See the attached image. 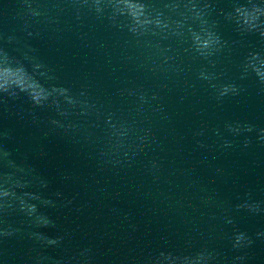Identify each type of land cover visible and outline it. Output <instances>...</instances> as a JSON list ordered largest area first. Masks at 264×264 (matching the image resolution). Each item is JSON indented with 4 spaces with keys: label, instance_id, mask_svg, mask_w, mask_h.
Masks as SVG:
<instances>
[{
    "label": "water",
    "instance_id": "95a60500",
    "mask_svg": "<svg viewBox=\"0 0 264 264\" xmlns=\"http://www.w3.org/2000/svg\"><path fill=\"white\" fill-rule=\"evenodd\" d=\"M245 2L117 0L112 19V9L97 13L77 0H29L31 9L24 0H0V49L29 71L42 64L46 87L67 88L96 105L91 115L77 107L61 117L25 96L0 101V156L9 153L0 158V173L146 218L230 237L244 232L264 243L257 235L264 233V15L255 30L227 15ZM138 5L139 23L128 14H138ZM207 31L220 43L205 56L194 37ZM5 80L38 89L22 70L0 65ZM223 86L238 91L220 97ZM229 125L253 130L233 133ZM242 203L259 211L238 209Z\"/></svg>",
    "mask_w": 264,
    "mask_h": 264
},
{
    "label": "clouds",
    "instance_id": "9594fccd",
    "mask_svg": "<svg viewBox=\"0 0 264 264\" xmlns=\"http://www.w3.org/2000/svg\"><path fill=\"white\" fill-rule=\"evenodd\" d=\"M24 2L28 5L29 9H31L29 0H24ZM77 2L85 5L91 4L97 13H103L105 10L112 9L113 11L110 14V18H116V12L113 6L116 4L117 0H77ZM138 8L140 9L138 14H133L131 11L128 13L137 23L140 22L139 17L143 14L144 6L138 5ZM193 8H195V5H193ZM31 14L33 16H39L40 13L32 10ZM119 14L124 15L125 13L120 12ZM227 15L229 18L234 19L242 28L255 30L260 26L259 18L261 15H264V7H261L257 0H246L245 3H237L233 13H228ZM129 30L133 32L136 31L135 28H130ZM261 34L264 35V33ZM28 35L31 36L32 33L29 32ZM12 39V37H9V42H11ZM219 43L220 37L211 31H207L203 35L197 33L194 37L195 49L201 55L205 56L209 55L210 50ZM0 55H2L0 65H2L5 70H22L34 84L38 85V89L24 88L15 83V81L5 80L3 83H0V101L5 99L17 100L21 96H25L33 107L54 108L61 117L69 116L70 109H76L77 107L79 108L80 114L85 116L91 115L92 112L96 110L95 104L89 103L86 99H78L73 96L67 88L58 86L46 87L40 79V77L44 75L42 64H34L32 66V71H29L23 63L9 56L5 50L0 49ZM253 57H258V54L254 53ZM257 73L260 74L258 71ZM201 76L207 79L203 73H201ZM230 91L236 94L238 90L235 86H223L219 92V96L223 97ZM80 96H84V93H80ZM141 100H144L143 96H141ZM62 105H67L68 107H62ZM108 121H111V116L108 117ZM51 123L59 127H65L61 121L56 119H53ZM70 126L71 125H69V127ZM112 127L115 128V125H112ZM228 127L233 133H240L242 131L251 132L253 130L251 126L241 128L240 126L232 127L229 125ZM261 139H264V130H261ZM245 146H247V141H245ZM8 155L9 153L4 151L0 158L7 159ZM26 184L27 181L24 176L17 172L7 173L0 178V242L5 238L14 237L19 233L20 229L6 224L5 219L11 213L17 212L24 215L29 220L31 227L39 229L38 231L30 233L31 239H34L44 248L59 247L64 237L59 235L49 236L46 231H43L46 229H54L55 221L46 213L41 212L37 204L32 201H42L45 206L53 202L43 198L39 193L25 191ZM44 186L47 187V185ZM56 195L59 197L61 193L57 192ZM237 208H245L251 212L259 211L258 205L249 203L239 204ZM225 219L227 223H233L231 218L225 217ZM257 235H264V233H258ZM252 242L251 238L244 232H236L233 236L232 247L233 249H239L250 245ZM87 252V249L80 252L79 258H82V261L77 257H72L68 262L57 260L56 264H71V260H77L78 264H87ZM217 255V253L210 252L206 249L188 256H173L171 253L165 254L162 252L155 258V264H212V261L216 259ZM41 259L43 258H37L36 264H40ZM243 259L244 257L242 256H236L233 260V264H235V261Z\"/></svg>",
    "mask_w": 264,
    "mask_h": 264
}]
</instances>
